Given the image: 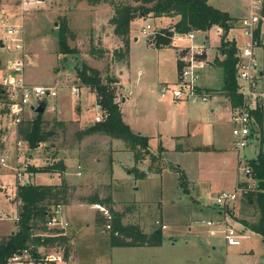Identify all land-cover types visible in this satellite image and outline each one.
<instances>
[{
	"label": "rangeland",
	"instance_id": "obj_1",
	"mask_svg": "<svg viewBox=\"0 0 264 264\" xmlns=\"http://www.w3.org/2000/svg\"><path fill=\"white\" fill-rule=\"evenodd\" d=\"M212 1L215 3L211 4L230 10L233 16L242 15L244 11L246 14L248 11L247 5L250 2V0H225L224 3H216L217 0ZM262 1L259 0L258 2ZM112 11V5L108 2L90 4L86 0H0V39L8 40L6 38L8 26L15 27L17 33L21 35L23 43L22 56L25 62L23 67L25 80L33 84H54L58 89L57 96H45L47 106L42 114V130L52 131L53 133L34 149L28 147L27 141L20 137L19 134L10 132L12 127H7L10 121L4 116L3 108L0 106V157H6V163H0V172L3 171L0 185L4 187V189L0 188V211L2 212L4 209L5 213L0 214V233H7L12 227H16L12 220L16 213V207L9 201V196L13 195L12 197H14V186L19 184L18 174L22 173L23 180L28 181L32 173H35L31 169L32 166H43L53 162L52 158L55 155V150L66 148V150H70V154L76 156V158L80 157L79 160L83 161L79 162L81 165L79 169L86 170L84 168L87 166L89 170L94 172V178H92L97 183L93 184L92 182L89 188L94 186L99 191H102L104 196L110 192L115 199L117 209L125 210L129 204H134V210L126 209L124 222L142 221L147 232L157 227H162L163 242L160 246L129 247L112 250L110 255L109 253L107 255L111 264H206L208 260L210 261L213 254H220V258L225 257L228 264H264V241L262 236L253 231H248L242 235L237 230V233L242 236L240 239L242 243L230 246L228 251H226L224 247L221 249L222 238H225L222 237L224 223L215 222V224L209 226L205 222L206 219L217 218L216 216H218L214 205L216 204L215 195L235 189L237 177L242 178V180L246 179V175L240 166L247 162V159L256 157L259 150L264 148V122L261 129L263 135L258 127L256 137L253 136V138L249 139V142L244 147L237 148L234 145L235 138L230 132V117L226 115L225 108H219L212 112L208 107L203 108L204 105L209 103L210 99L208 101H188L186 103L191 107L190 109L200 108V115H205L202 120V127L193 132L195 136L189 140L188 145L193 146L195 143L201 142L208 145L215 140L216 144L222 146L221 149L218 151H205L192 150L190 147L184 150L175 149L164 152L163 157L159 160H151L152 168L157 167L158 163L162 166L159 174L154 171L152 176L148 178L135 179V181L128 178L123 182L121 180L115 184L112 183L115 189L108 183L110 182L108 178L110 177L109 159L111 160V155H113V164L117 171H120V168L124 167L125 164L128 171L131 170L130 174L134 176L135 171H132L134 153L114 150L113 154H111L112 152L110 151L114 149V145L122 144L121 139L119 141L115 140L113 145V140L110 137H88V140L86 139L83 144L81 138L77 136L79 128H77L76 124L71 123L69 119L70 116L76 115L77 108L80 105L76 100L70 101L69 95L70 88L74 85H81L76 75L75 66L79 62L72 54L65 55L57 52V36L52 32V29L58 26L62 16H66L70 32L67 42L79 50L76 55L79 59L98 68L101 76H104L105 73H112V69L115 71L120 68L121 62L125 61H119L114 57L115 47L112 45L108 48L104 46L107 50L102 58H98L89 49L91 43L98 48L101 46L100 39L103 30L109 29L107 26H110V24L107 20ZM157 20L159 19L148 16L139 18L132 24L131 30L134 36L137 37V40L132 44L135 66L139 67V65L144 64V53L149 48L147 47L149 33L143 31L142 27L146 23H150L158 29L162 26V23H158ZM235 20H239V18H235ZM234 27L235 29H232L230 34H235L238 44L242 45L244 41L242 32L239 27ZM216 32L217 28L214 24L206 32L209 36L211 46L209 49L211 50H215L213 47L219 42V35ZM211 50L210 53L214 54V51ZM163 51L167 52L168 62L172 59L174 60L172 49L165 48ZM257 51V48H255V53ZM12 53L14 52L0 43V70L4 66L5 60ZM260 68L264 71V55L263 61L260 60L258 65V69ZM217 70L223 71L221 68ZM217 70H215L214 82L212 81V83L220 84L223 80L221 73L219 74ZM252 72L257 73V68ZM257 77L259 84L264 86V73L261 75L257 74ZM119 84H117L118 100L124 94L118 88ZM133 90V88L126 89L128 99H132ZM215 94H218V92ZM142 98L151 100L154 97L144 94ZM214 99L216 97L211 100ZM82 103L85 108L89 107V110L82 113L85 124L79 127L86 128L87 121L93 118L96 113L102 111L100 106L98 108L92 93H88ZM35 113L36 111L28 112L24 119L33 118ZM162 114L163 112L160 108L158 115L162 116ZM196 119L201 120L202 118L193 117V120ZM3 127L7 128V135H5L4 140L1 138ZM210 132L214 133L211 134ZM163 134L169 135V130L164 129ZM108 142L111 144L109 148L107 147ZM150 147L153 148V151L158 148L157 139L151 140ZM154 152L157 153L158 151L155 150ZM224 152H228L227 163L223 162ZM30 154L35 155L31 157ZM82 158H85V160ZM239 160L240 162H238ZM75 165V162L71 160L69 166L73 168ZM77 166L79 167V165ZM179 168L188 173L189 181H187V185L189 193L184 192L182 186L179 185ZM124 170L125 168H123ZM59 180V174H51L45 170H37L34 178H32V181L36 183H54ZM72 195H74V192ZM134 199L145 200V202L135 204ZM236 207L237 201L229 205L227 210L235 209ZM254 207L256 208L255 205ZM95 209L103 212L97 205H95ZM195 219L199 220L198 224H192V220ZM201 219L205 221L203 222ZM232 222L235 224V221L232 220ZM43 232L41 229L34 230V234ZM97 232L104 234L105 230L100 231L97 229ZM197 237L207 238L210 242L209 245L197 239ZM213 245H216V249H214L215 251L212 254L211 248ZM57 248L61 249L59 246L52 249L56 250ZM219 248L221 250L218 252L217 249ZM52 249L44 248L43 251L48 252ZM82 257L86 258V260L97 259V257L100 260L103 259L99 252L95 250L89 253L86 252ZM39 263L48 264L45 261ZM15 264L35 263L26 261L22 263L16 262ZM55 264L66 263L57 261Z\"/></svg>",
	"mask_w": 264,
	"mask_h": 264
},
{
	"label": "trees",
	"instance_id": "obj_2",
	"mask_svg": "<svg viewBox=\"0 0 264 264\" xmlns=\"http://www.w3.org/2000/svg\"><path fill=\"white\" fill-rule=\"evenodd\" d=\"M90 4L108 2L112 5V16L109 23L113 25V31L122 42L121 46L115 47L114 57L118 60H126L129 53L130 23L137 17H170L177 16L172 24L160 27L154 34L148 36V41L152 45H169L173 31L189 32L194 29L199 32H207L211 25L220 26L223 31L220 35L219 53L223 57L214 58V62L223 69L222 92L229 97L233 103H240L241 97L237 92L236 80V51L235 40L228 35L234 25L235 18L227 10H221L213 6L208 0H86ZM264 7V0L262 1ZM174 29V30H173ZM52 32L57 36V52L65 55L72 54L78 59L76 75L80 83L89 86L95 92V99L100 106L102 114H106L102 121H94L87 128L77 131L80 138L90 133L107 134L111 137L119 138L132 151L137 147L148 149V136L134 132L130 125L123 119L120 108V101L117 100V77L112 73H105L101 76L98 68L79 59L76 56L79 50L69 45L67 42L69 25L66 16H62L56 28ZM256 30V38L258 37ZM90 52L98 58L104 57L106 48H98L91 43ZM66 57V56H65ZM3 97V87L0 85V99ZM42 114L36 112L31 119H23L18 124L17 134L27 141L28 147L36 148L40 142L48 139L52 131L42 130ZM258 122L259 131L262 129L263 114L260 108L253 110ZM262 133V131H261ZM262 140V137H261ZM141 155L135 154V160L140 159ZM111 160L109 159V162ZM248 166L251 167L252 175L256 178V186L244 194V200L251 202L258 210L255 221L242 220L244 225L258 233L264 238V148L260 149L256 157L247 159ZM32 171H58L61 180L55 184L32 183L29 181L16 185V195L18 214L16 219L17 229L7 235L0 236V264H10L8 258L14 253L32 244L30 250L32 259L35 263L44 261L41 253L37 251L39 245L45 247L59 246L63 250V258L67 260L71 243L69 236L63 228L49 227L46 222L51 218L56 205L68 204L72 199L73 185H70L64 176L66 166L62 159L43 166H32ZM132 169H136L133 167ZM110 170V169H109ZM111 172V170H110ZM140 176V174H139ZM179 185L184 192L189 193L187 177L184 170L179 168ZM241 183V182H240ZM239 183V184H240ZM88 203H98L108 208V216L98 211L95 213V223L106 232V236L112 246H160L163 242L162 227H157L150 232L144 231L137 222H122L127 210L134 209V204L126 206L125 210L119 211L114 208L111 193L104 197H99L98 192L90 193L88 196L81 197ZM127 209V210H126ZM107 225H109L107 227ZM41 229L46 233L34 234V230Z\"/></svg>",
	"mask_w": 264,
	"mask_h": 264
},
{
	"label": "crops",
	"instance_id": "obj_3",
	"mask_svg": "<svg viewBox=\"0 0 264 264\" xmlns=\"http://www.w3.org/2000/svg\"><path fill=\"white\" fill-rule=\"evenodd\" d=\"M210 3H215L212 0H208ZM225 0H217L216 3H224ZM213 5V4H212ZM221 10H227L226 8H221L220 6L213 5ZM261 16L259 23L257 25V30H258V46L257 52L255 53L254 49V54H255V62H256V68H257V74L261 75L264 73V71L260 68L258 69V65L260 63V60L263 61V55H264V7L261 8ZM230 13V10H227ZM113 14V13H112ZM112 14L109 16V18L112 16ZM245 14V11L242 12V15L238 16H233L231 13L230 15L234 18H241ZM109 18L107 22L109 23ZM139 18H144V17H137L134 20L131 21L130 23V39H129V53L127 54V58L124 62H121V67L116 69L115 71L112 69L111 72L114 74L117 79L119 84V89L120 91L124 94L120 96V108H121V114L123 119L130 125L131 129L134 132H137L139 134L147 135L148 136V149L147 151L144 150L143 148L137 147L134 151L130 150L126 145L125 142L120 140L119 138L111 137L110 135L107 134H101L94 132L93 134L90 133L88 136L84 135L81 137V142L84 144L86 142V139L88 140V137L94 138V137H110L113 140V145L115 140H120L122 144H117L116 146L114 145V149L111 150V154H113V151H118V152H133L134 155L137 153L141 155L140 159L133 161L132 168L135 167L136 169H132V171H135L134 176L130 174V171L126 168L127 165L124 164V167L120 168V171H117L115 169V166L113 164V155H111V161L109 164V169L111 172H109L110 177L108 178L110 180V183H117L118 181L123 182L124 180L130 178L135 181V179H141V178H148L152 176V172H156L159 174L161 171L162 166L158 163L157 167L152 168L151 167V160L156 159L159 160L160 158L163 157V153L168 152L170 150H184L188 148H192L195 150H205V151H218L221 149V145L219 146L218 144L215 143V140L211 141L210 144H203L201 143H195V145H188L189 140L195 136L193 132L195 130H199L202 127L203 123V118H205V115L202 116L200 115V108H192L186 103L187 101H175L170 98V96H161L160 95V87L163 84H174L177 81V76H178V69H179V64L176 59V53H175V46L172 45H165V46H154L152 45L148 39H147V47L148 51H145L144 53V64L135 66L133 62V48L132 44L134 41L137 40V37L134 36L132 29V24ZM157 22L162 23L161 27H165L172 24L173 21L177 19V16H173L172 18L170 17H158ZM237 21V20H235ZM234 21V22H235ZM110 24V23H109ZM164 25V26H163ZM109 29L103 30V34L101 37V47H109L110 45L114 47H119L121 46L122 42L118 36L115 35L113 31V25L110 24V26H107ZM232 29H235L234 26L231 27L230 31ZM230 31L228 33L229 36L232 38L235 37L234 40H236L237 44V38L235 34H230ZM219 42H220V35H219ZM218 42V44H219ZM214 46L213 48L215 50L208 49V61H207V66L204 67L203 69L200 70V83L203 88L206 90H214V95L211 96L209 99V103L207 105H204L203 108L208 107L212 112L215 110H218L219 108H225L226 115H229L230 117V112L231 108L233 105V102L230 100L229 97L225 96L221 90L223 82L222 83H212L214 82V76H215V70L222 67L218 65L217 63L214 62V58L218 57L221 59L223 57V54L219 53L218 47L219 45ZM239 45V44H238ZM105 46V47H104ZM172 47V48H171ZM106 48V49H107ZM165 48H170L173 50L174 54V60L172 59L170 62H168V55L167 52L163 51ZM162 50V51H160ZM211 51H214V54L210 53ZM120 61V60H119ZM220 67V68H219ZM166 69V71H165ZM218 71V70H217ZM221 76H223V71H218ZM262 85V84H261ZM73 87H77L78 92H74ZM70 88V101H77L80 105L79 108H77L76 115L73 117L70 116V121L73 124L77 125V128L79 130L84 129L83 127H79L83 124H85L84 118H82V113L87 112L89 110V107L84 106L82 103L85 101V98L87 97L88 93H92V96L95 99V92L91 90V88L87 85L81 84L80 86H73ZM128 88H133V96L132 99H128L126 96V89ZM264 88V86H263ZM218 90V91H217ZM118 92V90H117ZM218 92V94H215ZM132 93V92H130ZM57 94H58V89H57ZM56 94V96H57ZM119 94V92H118ZM150 95L153 96L151 100H145L143 99V95ZM217 95V96H215ZM72 96V98H71ZM142 96V97H141ZM89 97V96H88ZM214 100H211L215 98ZM83 100V101H82ZM118 100V99H117ZM96 101V99H95ZM97 102V101H96ZM228 102V104H226ZM61 104V103H59ZM98 108L99 105L97 104ZM160 108L162 109V116H159L158 113L160 111ZM46 109V108H45ZM165 111V112H164ZM102 112L99 111L100 114ZM178 113V114H177ZM177 114V115H176ZM94 115V116H95ZM94 116L93 118H90L87 121V127L89 124L94 123ZM198 116L201 117L202 119H196L193 120V117ZM61 118V117H60ZM59 118V119H60ZM65 119V118H61ZM67 120V119H66ZM65 120V121H66ZM68 120V121H69ZM229 122L230 119H229ZM263 122H264V113H263ZM231 125V123H230ZM258 125V122H257ZM263 126V123H262ZM86 127V128H87ZM168 129L169 130V135L163 134V130ZM3 134L1 135V138H3L5 135H7V128L3 127ZM10 130V129H9ZM11 133H17L15 132L14 128L10 131ZM261 132V131H260ZM213 134L212 132H210ZM263 135V133H261ZM229 137L231 138V134L229 133ZM164 138V139H163ZM157 139V146L158 148L155 149L158 152H154L153 148L150 147V142L151 140ZM168 143L166 144V142ZM219 141V140H218ZM111 144L108 142L107 147L109 148ZM227 153V156H226ZM31 157H33L35 154H30ZM223 162L227 163L228 162V152H224L223 154ZM5 157V156H4ZM78 157V156H77ZM1 158V157H0ZM80 158V157H79ZM79 158H76V156L70 154V150H66V148H58L55 150V155L52 158L54 160L62 159L64 161V164L66 166V169L64 170V176L67 182L70 185H73V192L74 195H72V199H70L68 204L61 205V211H60V217L62 220H65L69 225L66 227L65 231L69 236V241L72 245L71 251L69 256L67 257L68 259L65 260L64 258L62 260H56L57 261H62L65 262L66 264H111L110 258L107 257L108 253L110 255V252L112 250H117L118 248H139L143 246H149V245H143V246H112L106 236V232L104 234H100V232H97V229L100 231H104L101 229L94 221V216L97 210L95 209V203H88L86 200L82 199L81 197L83 196H88L90 193L93 192H98L99 197H104L102 191H99L96 189L94 186V191L92 188H89V186L92 184H96L97 182L94 180V172L92 170H89L86 166V170L79 169L81 168V165L79 162H83L82 160H79ZM86 158V157H85ZM85 158H82L85 160ZM73 160L75 162V166L72 168V166H69V163ZM240 162V160L238 161ZM1 163V162H0ZM3 163V162H2ZM1 163V164H2ZM6 163V157H5V162ZM79 165V167L77 166ZM165 166V165H164ZM238 166V165H237ZM71 168V169H70ZM123 168L125 170L123 171ZM122 169V170H121ZM109 170V171H110ZM80 171V174L77 172ZM3 172V171H2ZM2 172H0V182H1V177H2ZM36 173V172H35ZM35 173H32V176L29 177V182L32 183H41V182H34L32 181V178H34ZM49 173L54 174L57 173L60 175V180H61V174L58 171H49ZM187 181L188 180V173L185 171ZM140 174V176H139ZM93 177V178H92ZM132 177V178H131ZM256 179V178H255ZM54 182V183H46V184H55L60 182ZM244 180V179H243ZM242 178L237 177L235 184H239L241 181H243ZM113 187V185H112ZM1 189H4L3 185H0ZM14 197L9 196V201L14 204L16 207V213L12 217L13 222L16 225V217L18 214V207H17V200L15 199L16 195V186H14ZM114 188V187H113ZM136 188V187H134ZM115 189V188H114ZM93 191V192H92ZM112 196V195H111ZM11 199V200H10ZM113 206L116 210L122 211V209H117L115 205V199L112 196ZM135 200V204H138V202L142 203L144 201H139ZM237 201V207L234 209L230 210H223L217 203L214 204L217 209V218H212V219H201L203 222L205 221L207 225L212 226L215 224V222L218 223H224L225 224V219L227 223H231L236 227V230L240 231L242 235L247 233L248 231H252L248 229L242 220L246 221H255L258 216V210L254 207V204L251 202H247L244 200V197H240ZM102 205V204H100ZM106 208L105 205H102ZM205 206V205H204ZM108 209V208H106ZM203 209V208H202ZM213 207L211 208L212 212ZM134 210V209H133ZM207 210V209H206ZM4 213V209L0 214ZM104 214V212H102ZM5 214V213H4ZM11 214V213H9ZM227 214V215H226ZM125 216L122 218V222H124ZM235 221V224L232 222ZM198 219L192 220V224L197 223L198 224ZM208 221H213L211 224L208 223ZM128 222V221H125ZM124 222V223H125ZM131 222H137L140 224L141 228L145 230L144 222L140 221H131ZM166 226V225H165ZM224 227V226H223ZM222 227V230H223ZM243 227V228H242ZM97 228V229H96ZM17 229L16 227H12L9 232L7 233H0V236H4L7 234H10L14 232ZM206 230V229H205ZM210 232L211 230L208 229ZM146 231V230H145ZM207 231V230H206ZM147 232V231H146ZM254 232V231H253ZM45 233V232H43ZM207 233H209L207 231ZM258 234V233H257ZM202 235V234H201ZM200 235V236H201ZM206 236V233H205ZM223 237V236H222ZM197 239H200L202 242H205V244L209 245V241L207 238L203 239L202 237H197ZM222 243H221V249L223 247L225 248L226 251H228V248L230 246H236V245H228L226 243L225 238H222ZM264 241V238H263ZM242 243V242H241ZM240 243V244H241ZM239 244V245H240ZM46 248V247H45ZM52 249L53 247H47ZM212 254L216 249V245L212 246ZM220 248L217 249L221 250ZM98 251L101 257L103 259H91V260H86V258L82 257L83 255L86 254V252H91V251ZM105 255V256H104ZM94 257V256H92ZM208 260V259H207ZM26 262V261H25ZM47 262V261H45ZM56 262H47L48 264H55ZM16 262L10 263V264H15ZM22 263V262H21ZM35 263V262H34ZM35 264H40V263H35ZM206 264H228L226 261L225 257L220 258V254H213L211 255L210 261L208 260Z\"/></svg>",
	"mask_w": 264,
	"mask_h": 264
},
{
	"label": "built area",
	"instance_id": "obj_4",
	"mask_svg": "<svg viewBox=\"0 0 264 264\" xmlns=\"http://www.w3.org/2000/svg\"><path fill=\"white\" fill-rule=\"evenodd\" d=\"M259 0H250L247 5V12L233 26L239 27L244 41L242 45H237L236 57V80L237 92L241 97V102L233 103L230 112L231 130L235 140L234 145L237 148L244 147L249 139L256 137L258 132L257 120L253 110L260 108L262 114L264 112V88L259 84L257 73L252 71L256 69L254 49L258 46L256 38L257 25L261 16L262 2ZM217 34L221 35L223 29L216 25ZM142 30L154 35L159 28L146 23ZM174 30V29H173ZM6 38H2V42L7 49L13 51L12 55L5 60L3 68L0 70V85L3 87V97L0 99V106L3 113L10 121L7 127L14 128L17 131L18 124L21 123L26 114L35 112V107L40 100H45V96H55L57 94L56 85H42L38 83H29L24 78V58L22 56L23 43L22 37L17 33V29L8 26L6 29ZM169 45L175 46L176 59L179 64L177 82L174 84H163L160 87L161 96H170L175 101H208L214 95L212 90H206L202 87L200 79V70L207 66L208 49L210 40L206 32H199L194 29L189 32L173 31L170 37ZM235 37L233 38V40ZM74 92H78L77 87H73ZM46 101V100H45ZM29 109V110H28ZM106 114H97L94 121H102ZM0 162H5V157L0 158ZM246 175V179L237 184L235 189L229 192H221L215 195V202L225 211L229 205L236 202L237 199L246 194L247 191L254 189L257 180L253 177L251 167L247 162L240 166ZM80 174V171L77 172ZM19 184L26 182L23 180V174L19 173L17 177ZM105 215L108 210L95 203ZM53 215L46 222L49 227L63 228L64 232L69 225L60 217L61 206L56 205L53 208ZM227 215V214H226ZM17 219V217H16ZM213 221H208L211 224ZM109 225H107L108 227ZM165 226V225H164ZM47 234V232H45ZM223 237H225L228 245H239L241 243V235L237 233L236 227L227 223L223 227ZM32 244L21 249L18 253L11 255L9 263L33 261L31 256ZM45 246L37 247L38 253L42 255V259L47 262H56L63 259L62 248L52 249L44 252ZM47 248V247H46ZM34 262V261H33Z\"/></svg>",
	"mask_w": 264,
	"mask_h": 264
},
{
	"label": "water",
	"instance_id": "obj_5",
	"mask_svg": "<svg viewBox=\"0 0 264 264\" xmlns=\"http://www.w3.org/2000/svg\"><path fill=\"white\" fill-rule=\"evenodd\" d=\"M0 43L3 44L2 39H0ZM40 103L35 107L36 112H43L47 106V102L45 100H40Z\"/></svg>",
	"mask_w": 264,
	"mask_h": 264
}]
</instances>
